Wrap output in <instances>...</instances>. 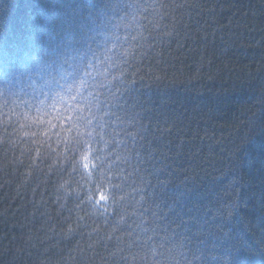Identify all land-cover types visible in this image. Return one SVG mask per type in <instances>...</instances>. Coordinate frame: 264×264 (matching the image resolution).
<instances>
[{
    "label": "clouds",
    "instance_id": "9594fccd",
    "mask_svg": "<svg viewBox=\"0 0 264 264\" xmlns=\"http://www.w3.org/2000/svg\"><path fill=\"white\" fill-rule=\"evenodd\" d=\"M46 3L0 0V264H264V0Z\"/></svg>",
    "mask_w": 264,
    "mask_h": 264
},
{
    "label": "trees",
    "instance_id": "16d2710c",
    "mask_svg": "<svg viewBox=\"0 0 264 264\" xmlns=\"http://www.w3.org/2000/svg\"><path fill=\"white\" fill-rule=\"evenodd\" d=\"M8 2L11 24L13 30L16 32H23L25 30V26L30 22V17L38 18L48 12L46 0H8ZM244 54L247 55L248 53ZM212 87L215 89L217 87H227V85L214 84ZM216 99L218 98L214 97L212 93L193 97L191 94L183 93L179 90L173 92L153 91L145 95V103L153 109L152 115L154 117H172L183 109L189 111L195 109L197 113L206 112L211 109L213 120L218 126V130L224 131L225 129L222 125L232 115V98H230L229 103H216ZM234 99L238 102L241 98L236 97ZM154 144L161 151L170 147L164 143V139L156 140ZM169 170L171 171V169ZM185 215L193 217L195 221L199 220V215L194 208L192 211L186 212Z\"/></svg>",
    "mask_w": 264,
    "mask_h": 264
}]
</instances>
